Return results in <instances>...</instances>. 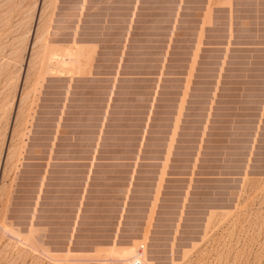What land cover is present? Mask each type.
Instances as JSON below:
<instances>
[{
    "label": "rangeland",
    "instance_id": "1",
    "mask_svg": "<svg viewBox=\"0 0 264 264\" xmlns=\"http://www.w3.org/2000/svg\"><path fill=\"white\" fill-rule=\"evenodd\" d=\"M141 246L264 264V0H0V264Z\"/></svg>",
    "mask_w": 264,
    "mask_h": 264
},
{
    "label": "bare ground",
    "instance_id": "2",
    "mask_svg": "<svg viewBox=\"0 0 264 264\" xmlns=\"http://www.w3.org/2000/svg\"><path fill=\"white\" fill-rule=\"evenodd\" d=\"M142 247V248H141ZM140 248V250H138V253H137V255L136 256H134V257H132L131 259H137V260H139V261H141L143 264H148L147 263V261H146V259H145V252L143 251V249H144V246H141ZM130 259V260H131ZM129 262V261H128Z\"/></svg>",
    "mask_w": 264,
    "mask_h": 264
},
{
    "label": "built area",
    "instance_id": "3",
    "mask_svg": "<svg viewBox=\"0 0 264 264\" xmlns=\"http://www.w3.org/2000/svg\"><path fill=\"white\" fill-rule=\"evenodd\" d=\"M128 264H143V263L141 261L133 258V259L129 260Z\"/></svg>",
    "mask_w": 264,
    "mask_h": 264
}]
</instances>
